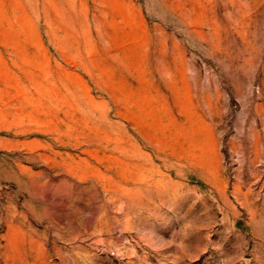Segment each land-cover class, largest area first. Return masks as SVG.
Listing matches in <instances>:
<instances>
[{
    "label": "rangeland",
    "instance_id": "374dc122",
    "mask_svg": "<svg viewBox=\"0 0 264 264\" xmlns=\"http://www.w3.org/2000/svg\"><path fill=\"white\" fill-rule=\"evenodd\" d=\"M0 264H264V0H0Z\"/></svg>",
    "mask_w": 264,
    "mask_h": 264
}]
</instances>
